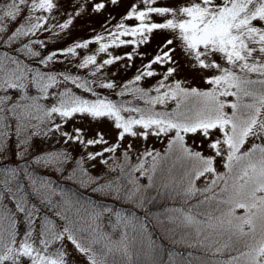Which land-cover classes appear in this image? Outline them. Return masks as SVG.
<instances>
[{
    "label": "trees",
    "instance_id": "obj_1",
    "mask_svg": "<svg viewBox=\"0 0 264 264\" xmlns=\"http://www.w3.org/2000/svg\"><path fill=\"white\" fill-rule=\"evenodd\" d=\"M195 1L196 7L187 5L191 11L184 8V18L191 14L182 27L196 33L193 45L217 47L223 64L210 79L218 84L210 96L184 89L169 80L170 70L159 68L170 55L166 49L175 48L171 40L151 53L142 50L122 76L104 77L108 65L131 58L148 43L141 37L163 23L148 21L143 33L126 35L123 25L131 17H120L108 32L52 46L45 38L55 28L51 0H0V264L36 250L60 263L67 241L92 264H229L238 253L219 229L227 214L213 204L227 199L239 157L264 155V19L244 16L264 13V0L246 6L244 0ZM246 21V33L258 42L249 52L229 45L230 37L246 35L240 26ZM111 48L132 49L109 51L111 59L105 54ZM230 68L232 79L225 74ZM104 106L128 129L151 121L175 132L228 126L238 148L228 146L226 167L212 169L210 181L201 172L190 185L166 190L148 188L138 172L142 158L159 159L162 150H146L136 161L114 156L100 174L92 169L93 157L55 137L66 129L68 113Z\"/></svg>",
    "mask_w": 264,
    "mask_h": 264
},
{
    "label": "rangeland",
    "instance_id": "obj_2",
    "mask_svg": "<svg viewBox=\"0 0 264 264\" xmlns=\"http://www.w3.org/2000/svg\"><path fill=\"white\" fill-rule=\"evenodd\" d=\"M248 1L250 0H244V6ZM51 3L54 6L53 14L48 17L55 24V28L53 32L50 30L45 38L52 42V46L93 36L96 34L95 31L108 32L113 29V23L120 17H131L123 25L122 30H125L126 35L136 36L143 33L149 27L148 21L165 25L163 28L147 31L141 38L147 37L148 43H144L137 51H131L129 53L131 58L108 65L105 68L106 79L122 76L125 65L136 62L142 50L151 53L156 51L154 48L162 46L161 41L165 44L167 40H171L175 48L171 46L166 49L170 55L159 62L160 69L171 71L172 76L169 80L179 82L184 89H199L209 96L213 87L218 85L216 81L210 80L216 78L223 70L217 68L219 63L223 66L215 57L217 47L207 49L204 46L193 45L192 38L196 33L189 31L186 26L182 27L188 24L190 19L187 22L186 20L191 14L189 12L184 18V8L189 4L195 6V0H51ZM252 4H256L254 0L251 1L250 5ZM187 8L191 11L193 7ZM255 13L257 14L254 17L251 14L244 16L257 20L264 19V13L259 11ZM255 23L259 25L256 21ZM259 23L264 27L263 20ZM240 26L246 35L230 37L229 45L249 52L250 47L258 43L257 39L250 38L246 33L250 26L248 21ZM129 49L132 48L116 51L111 48L105 54L108 57L111 56L110 52L120 55L118 53L124 54ZM105 57L103 53L100 60ZM110 58L112 59V56ZM232 71L230 68L225 72L229 79H232ZM240 126L241 123L238 122L237 127ZM65 127V130L57 133L55 142L67 144L70 150L81 154L87 160L93 157L92 169L100 174L107 159L114 156L120 161L128 156L130 160L136 161L138 154L146 150H162L159 159L147 156L140 161L141 168L138 172L143 173L144 184L150 189L162 187V190H166L173 187L172 185L177 187L188 183L190 185L201 172H204L205 182H208L214 169L221 172L226 167L228 146L231 144L230 148L233 150L238 148V141L234 142L236 134L234 135L228 126L205 125L175 132L169 125L151 121L128 129L108 106L99 108L98 111L74 110L65 116ZM229 136L233 142L227 141ZM99 151L102 152L101 156H98ZM201 179L200 176V182ZM220 179V176H217V180ZM230 181L227 199L213 204L221 207V212L227 214V222L221 223L226 226L219 228H225L221 234L229 237L232 248L239 250L229 258V264H264V155L247 154L239 157L236 161V174ZM160 197L164 198L163 195ZM206 201L208 200L200 203ZM211 203L212 200L208 201V206ZM66 245L65 257L60 263H54L52 257L48 260L49 256L37 255L34 247L36 251L22 254L17 260H9L8 264H92L71 242L67 241ZM198 263L214 264L202 259Z\"/></svg>",
    "mask_w": 264,
    "mask_h": 264
}]
</instances>
